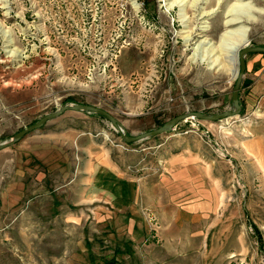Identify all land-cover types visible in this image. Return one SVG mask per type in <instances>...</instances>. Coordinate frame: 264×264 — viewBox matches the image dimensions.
Masks as SVG:
<instances>
[{"label":"rangeland","instance_id":"374dc122","mask_svg":"<svg viewBox=\"0 0 264 264\" xmlns=\"http://www.w3.org/2000/svg\"><path fill=\"white\" fill-rule=\"evenodd\" d=\"M240 25L264 47V0H0V144L63 105L100 108L132 136L231 110L235 78L197 45ZM250 89L235 117L131 144L106 118L67 111L1 150L0 264H173L152 258L165 255L154 213L131 222L123 208L132 181L148 184L175 156L205 171L176 200L183 217L201 213L170 232L194 242L183 263L264 264V85ZM98 146L122 180L92 167Z\"/></svg>","mask_w":264,"mask_h":264},{"label":"crops","instance_id":"0c3cea01","mask_svg":"<svg viewBox=\"0 0 264 264\" xmlns=\"http://www.w3.org/2000/svg\"><path fill=\"white\" fill-rule=\"evenodd\" d=\"M245 61L246 70L241 91L245 90V88H251V91L257 92L264 85V58L261 55L246 56ZM43 137L46 136L44 135ZM48 141L51 144L53 140L50 139ZM89 156L92 167L97 169V171L101 169L103 172L115 174L118 181L123 179L122 168L112 158L109 149L107 151L98 146L89 150ZM164 168L165 172L159 175L158 178L154 177L148 184L146 183L147 186L146 184L143 186L141 183L132 181L131 184L134 190L130 194L131 202L129 208L123 209L127 211L126 213L131 222L137 221L140 223H142V220L145 221L143 210H151L159 224L157 235L162 241L161 246L165 253L164 256L155 255L152 258H166L168 262H173V264H185L183 261L185 262L187 258H195V255H186V251L183 248L194 245V242L191 239L186 241L185 239L177 238L176 235H171L170 232L179 230L186 219L189 221H195L196 219L200 221L201 218L196 216H201V213L187 208L186 210L190 215L187 214L188 216L183 217L184 212L178 209L176 200L185 196L186 192L183 190L185 177L201 178L205 175V171L201 163L178 156L165 160ZM189 196L191 198L197 197L193 191H191ZM139 205L140 207L143 206V208H139ZM119 210L121 211L122 208L119 207ZM192 214L193 217L191 216Z\"/></svg>","mask_w":264,"mask_h":264},{"label":"water","instance_id":"95a60500","mask_svg":"<svg viewBox=\"0 0 264 264\" xmlns=\"http://www.w3.org/2000/svg\"><path fill=\"white\" fill-rule=\"evenodd\" d=\"M258 53H264L263 46L249 47L247 44L239 50L238 73L235 77V82H234L232 94H231V106H232L231 110H228L222 113H214V114H205L201 112H186V113L180 114L168 120L161 127L157 129L151 130L149 132H146L140 135L132 136L126 133L123 126L118 120H116L108 112L100 108L90 106V105H81V104L63 105L59 110H56L55 112H52L42 117L35 124L30 125L26 129H23L19 131L18 133H16L8 142H4L0 144V151L18 143L20 140H22L24 137H26L30 133L39 130L47 122L61 116L63 113L67 111H79V112H84V113L96 114L103 118H106L112 124V126L116 129L119 136L121 137L123 142L126 144H131V143L139 142L141 140L154 138V137L164 135V134H169L173 131L175 126H177L180 122L185 121L187 119H198L201 121L216 122V121H221L227 118L235 117L239 115L242 110V106L240 104V91L242 88L243 77H244L245 70H246L245 58L249 54H258Z\"/></svg>","mask_w":264,"mask_h":264},{"label":"bare ground","instance_id":"6f19581e","mask_svg":"<svg viewBox=\"0 0 264 264\" xmlns=\"http://www.w3.org/2000/svg\"><path fill=\"white\" fill-rule=\"evenodd\" d=\"M174 5H171L170 7ZM232 22H235V20H231L228 25L232 24ZM202 28H207V26H202ZM247 32L248 28L240 25L236 28L230 29L229 31L226 30L225 32H223L220 35L217 46H213L210 41L204 40L198 43L197 49L200 48V50L202 49V51H207L208 54L213 52L214 50H218L222 58L220 65L224 70L231 72V74L235 78L238 73L237 53H239L238 50L240 48L248 44Z\"/></svg>","mask_w":264,"mask_h":264}]
</instances>
